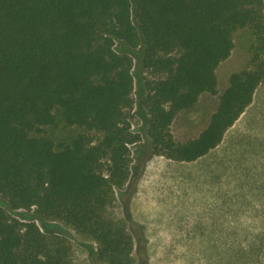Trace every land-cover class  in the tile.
Returning a JSON list of instances; mask_svg holds the SVG:
<instances>
[{"label":"trees","instance_id":"trees-1","mask_svg":"<svg viewBox=\"0 0 264 264\" xmlns=\"http://www.w3.org/2000/svg\"><path fill=\"white\" fill-rule=\"evenodd\" d=\"M244 28L248 64L197 136L176 139V115L219 93L217 68ZM136 58L154 75L139 81L144 138L132 127ZM260 85L264 0H0V197L95 241L98 264H147L141 224L111 212L118 194L128 202L152 155L193 161L220 145ZM57 112L79 129L59 142L45 134ZM69 252L64 236L0 205V264H73ZM237 256L258 262L256 249Z\"/></svg>","mask_w":264,"mask_h":264},{"label":"rangeland","instance_id":"rangeland-1","mask_svg":"<svg viewBox=\"0 0 264 264\" xmlns=\"http://www.w3.org/2000/svg\"><path fill=\"white\" fill-rule=\"evenodd\" d=\"M252 40L249 29L236 32L231 55L216 71L219 93H205L195 108L177 114L171 126L176 139L195 136L204 126L217 106L219 94L228 86L230 74L248 64ZM134 63L136 105L132 127L144 138L145 117L138 113L144 90L139 81L154 75L142 70L138 58ZM56 116L57 124L45 129L53 140L59 142L79 132L65 126L58 112ZM143 152L145 145L141 141L131 145L133 167L144 157ZM214 156L227 160L231 166H163L161 182L153 190L156 197L146 199L143 169L128 204L118 194L111 212L124 221L129 215L141 224L148 240L147 264H253L237 254L241 252L245 257L247 250L255 249L256 264H264V85L257 88L253 102L229 130ZM132 174L137 175V170L133 168ZM134 196L137 209L132 211L130 202ZM0 205L12 218L35 221L43 232L64 236L73 264H98L92 260L96 242L62 221L41 220L35 208L12 209L2 197Z\"/></svg>","mask_w":264,"mask_h":264},{"label":"crops","instance_id":"crops-1","mask_svg":"<svg viewBox=\"0 0 264 264\" xmlns=\"http://www.w3.org/2000/svg\"><path fill=\"white\" fill-rule=\"evenodd\" d=\"M202 95H204V94H202ZM202 95L200 96V98L202 97ZM213 111L214 110L211 111L210 115L212 114ZM244 113H242V115ZM206 114H207V112H206ZM206 114H205V116H206ZM210 115L207 116L205 124H207ZM194 118H197L198 120H200L201 117L196 116ZM236 122H235V124H236ZM205 124H204V126H205ZM235 124L230 129H232L235 126ZM204 126H202L199 129V132L203 129ZM229 130L226 132V134L224 136V139L220 143V145H218L216 148L211 150L206 155L198 158L197 160H193V161H177V160L170 159V158H168V157H166L164 155H161V154L160 155L159 154H155V155H152L149 158H147L145 160V163H144L145 167H144V173H143V177H144V180H143L144 181L143 182L144 183V190H143L144 195H143V197H144V199H146L149 196L151 198H155L156 197V194H154L153 190L157 186H159L158 184L161 182L163 172H165L163 166H167V168H168V166H231L227 162V160L225 162L224 159H222V158H220L218 156L217 157L214 156V153L216 151H218V149L223 144V142L225 140V137H226L227 133L229 132ZM197 134L195 136H197ZM195 136L188 137V138H186L184 140H181V141H185V140L193 138ZM171 170L175 171V169H173V168ZM140 185H141V182H140ZM130 207L132 208V211H135L137 209V202H136L135 196L133 197V200L130 202Z\"/></svg>","mask_w":264,"mask_h":264}]
</instances>
